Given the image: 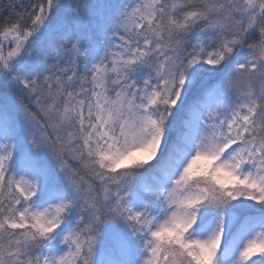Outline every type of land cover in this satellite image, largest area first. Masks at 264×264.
I'll list each match as a JSON object with an SVG mask.
<instances>
[{
    "label": "snow or ice",
    "instance_id": "1",
    "mask_svg": "<svg viewBox=\"0 0 264 264\" xmlns=\"http://www.w3.org/2000/svg\"><path fill=\"white\" fill-rule=\"evenodd\" d=\"M0 264H264V0H0Z\"/></svg>",
    "mask_w": 264,
    "mask_h": 264
}]
</instances>
